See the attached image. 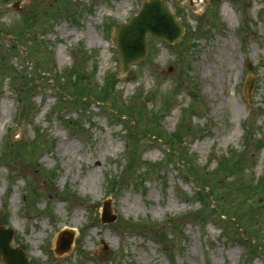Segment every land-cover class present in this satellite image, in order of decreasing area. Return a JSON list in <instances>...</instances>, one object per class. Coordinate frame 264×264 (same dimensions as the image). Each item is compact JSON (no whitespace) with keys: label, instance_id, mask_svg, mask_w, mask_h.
Returning a JSON list of instances; mask_svg holds the SVG:
<instances>
[{"label":"rangeland","instance_id":"1","mask_svg":"<svg viewBox=\"0 0 264 264\" xmlns=\"http://www.w3.org/2000/svg\"><path fill=\"white\" fill-rule=\"evenodd\" d=\"M144 1L0 0V226L29 264H171L126 228L163 235L172 264H263L245 260L221 222L202 229L174 216L237 212L246 230L229 222L234 233L250 228L264 248V0H162L182 38L148 33L145 56L124 71L110 29ZM59 91L74 102L56 101ZM177 160L208 185L197 203L182 197L197 184ZM105 201L113 222L101 221ZM66 229L73 242L61 254Z\"/></svg>","mask_w":264,"mask_h":264},{"label":"water","instance_id":"2","mask_svg":"<svg viewBox=\"0 0 264 264\" xmlns=\"http://www.w3.org/2000/svg\"><path fill=\"white\" fill-rule=\"evenodd\" d=\"M183 27L161 0L145 1L141 11L126 23L118 24L113 29V36L119 47V54L124 70L128 69L129 63L141 60L147 51L146 34L151 33L155 37L165 38L169 42L183 36ZM253 87V79L246 85V93L250 96ZM110 214L109 203H104L103 219L114 220ZM13 230L0 226V254L5 264H28L27 256L22 248L12 247L11 240ZM73 233H62V242L57 251L62 252L70 248Z\"/></svg>","mask_w":264,"mask_h":264},{"label":"trees","instance_id":"3","mask_svg":"<svg viewBox=\"0 0 264 264\" xmlns=\"http://www.w3.org/2000/svg\"><path fill=\"white\" fill-rule=\"evenodd\" d=\"M14 37H15V39H17V37H16V34H14ZM73 70V69H72ZM17 92H18V94H19V101L21 102V107H20V109H23V104H25L26 103V96H24L23 95V93H22V89L20 88H18L17 87ZM24 110V109H23ZM18 117L20 118V113L18 114ZM172 136H174V137H176V139L175 140H178L179 138V136L177 135V134H172ZM171 152H173L172 150H170ZM170 152V153H171ZM132 155H134V154H132V153H130V155H129V150H128V164H127V166H126V170H129L130 169V167L132 166V162H133V160H132V158H133V156ZM4 164H6L8 167H13V165L9 162V161H6V162H4ZM129 168V169H128ZM134 168V167H133ZM133 170V169H132ZM139 170H140V168H139ZM138 170V171H139ZM223 174L224 175H227V178H229L232 174L230 173V170H228V169H226V170H224L223 171ZM199 180V179H198ZM200 181V180H199ZM201 182V185H202V187H203V191H201V190H199V191H197V195H195V199H197V200H199L200 198H201V195H202V193H204L205 194V192L207 191L206 190V188H207V186L208 185H206L205 183H203L202 181H200ZM208 192H209V190H208ZM212 193V191H211V189H210V194ZM210 194H207V195H210ZM217 210H215L214 209V213L213 214H215V217H217L219 220H222V221H225V220H230L231 219V224L233 223L234 224V222L233 221H236V223L239 225V226H241V227H243L245 230H246V228H245V226L243 225V224H241L240 222H241V217H240V215L237 213V212H235L234 214H230V212H216ZM212 213L211 212H208L207 210H198V211H196V212H194L192 215H190L189 214V218L190 219H192V220H197V219H199L200 220V222L202 223V225H204V227H206V225H207V221H206V216L207 215H211ZM175 218H177V219H179V216H174ZM173 217H169V219H167V220H170V219H172ZM225 218V219H224ZM232 218H235V220H232ZM231 224H229V221H228V223H227V226L228 227H230L231 228ZM248 231V230H247ZM153 233H155V232H153ZM156 234V233H155ZM157 235V237L159 238V240L162 242V243H164L165 244V246H166V248H167V256H168V258L173 262L174 261V255H173V253L172 252H170V251H168L170 248H171V246H169V244L167 243V240H166V238L163 236V235H160V234H156ZM257 239H258V236L257 235H255V234H253V233H251L250 232V228H249V241H250V244H251V250H250V252L251 253H253V254H258V253H261L263 256H264V248L262 247V245H260V244H258L257 243Z\"/></svg>","mask_w":264,"mask_h":264},{"label":"bare ground","instance_id":"4","mask_svg":"<svg viewBox=\"0 0 264 264\" xmlns=\"http://www.w3.org/2000/svg\"><path fill=\"white\" fill-rule=\"evenodd\" d=\"M100 234H102L101 232H99Z\"/></svg>","mask_w":264,"mask_h":264}]
</instances>
